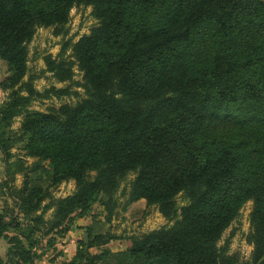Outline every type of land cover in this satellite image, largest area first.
I'll return each mask as SVG.
<instances>
[{"label": "trees", "instance_id": "16d2710c", "mask_svg": "<svg viewBox=\"0 0 264 264\" xmlns=\"http://www.w3.org/2000/svg\"><path fill=\"white\" fill-rule=\"evenodd\" d=\"M80 4L97 19L72 45L84 97L32 110L40 94L23 81L0 106L1 124L23 115L27 154L43 171L18 188L22 210L44 200L46 181L73 179L71 194L44 206L54 207L53 227L67 228L96 202L109 217L131 174L124 207L144 200L173 223L92 254L110 238L93 219L88 241L61 264H245L218 242L251 200L247 264H264V0H0V58L10 71L3 87L24 76L35 29L62 27ZM72 64L46 57L59 80L71 78ZM8 139L0 133L5 154ZM179 193L187 202L178 213ZM13 221L0 213V236L22 229Z\"/></svg>", "mask_w": 264, "mask_h": 264}, {"label": "rangeland", "instance_id": "374dc122", "mask_svg": "<svg viewBox=\"0 0 264 264\" xmlns=\"http://www.w3.org/2000/svg\"><path fill=\"white\" fill-rule=\"evenodd\" d=\"M97 24V19L92 13L90 5H75L68 15L67 22L62 27L54 25L39 26L35 29L32 38L27 42L26 72L21 81L11 89L3 87L2 83L10 75L8 65L0 58V106L7 100L8 93L16 89L21 82L29 81L40 95H36L28 105L29 109L49 111L57 109L62 104H74L82 97L84 91L80 83L82 73L78 69L72 55V45ZM60 61L71 66L72 76L59 80L52 71L48 70L46 57ZM54 89H66L65 94L57 96ZM46 90H49L47 93ZM20 94L26 95L25 88L20 89ZM23 115L14 116L8 124L0 123V133L9 137L8 153L0 149V213L7 220L20 224L21 230L9 228L7 236H0V260L4 264H61L69 260L77 249L78 241L89 234L86 227L93 219L103 222L101 231L109 234L110 238L102 245L89 248L92 254L102 249L117 250L128 245V237L141 236L142 234L161 227L170 226L174 219H168L155 205H147L144 200H139L124 207L125 195L123 191L128 188L129 181L134 175H129L121 182L116 193L118 204L113 213L107 217L104 206L98 202L91 207V212L84 217H75L66 227V222L53 227L52 219L54 207L44 209L52 200L71 194L75 189L73 179L63 180L57 184L46 181L47 195L35 210L24 212L19 204L18 188H21L26 177L42 174L41 169L33 168L36 158L29 156L26 151L27 135L21 133ZM8 142V141H7ZM177 212L187 202L184 194L175 197ZM252 201H247L239 211L238 216L223 232L218 245H228L230 253H236L241 262L250 258L252 244L248 242L247 235L250 231L249 214ZM37 216H40L39 218ZM179 218V215L176 216ZM65 228V229H64ZM28 230L34 239V246L29 247V240L23 234ZM19 241L17 242L16 239ZM20 246V247H19ZM28 252V254H27ZM28 258V259H27ZM27 259V260H25Z\"/></svg>", "mask_w": 264, "mask_h": 264}, {"label": "water", "instance_id": "95a60500", "mask_svg": "<svg viewBox=\"0 0 264 264\" xmlns=\"http://www.w3.org/2000/svg\"><path fill=\"white\" fill-rule=\"evenodd\" d=\"M86 240H87V237L85 236V237H84V241L86 242Z\"/></svg>", "mask_w": 264, "mask_h": 264}]
</instances>
